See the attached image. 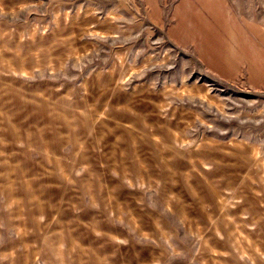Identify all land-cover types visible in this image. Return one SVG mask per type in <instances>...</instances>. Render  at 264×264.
Instances as JSON below:
<instances>
[{
  "label": "rangeland",
  "instance_id": "obj_1",
  "mask_svg": "<svg viewBox=\"0 0 264 264\" xmlns=\"http://www.w3.org/2000/svg\"><path fill=\"white\" fill-rule=\"evenodd\" d=\"M0 264H264V0H0Z\"/></svg>",
  "mask_w": 264,
  "mask_h": 264
}]
</instances>
